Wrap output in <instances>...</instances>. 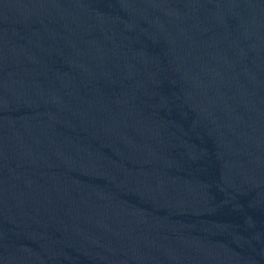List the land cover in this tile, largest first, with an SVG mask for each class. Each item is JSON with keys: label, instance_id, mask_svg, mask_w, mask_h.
<instances>
[{"label": "water", "instance_id": "1", "mask_svg": "<svg viewBox=\"0 0 264 264\" xmlns=\"http://www.w3.org/2000/svg\"><path fill=\"white\" fill-rule=\"evenodd\" d=\"M0 264H264V0H0Z\"/></svg>", "mask_w": 264, "mask_h": 264}]
</instances>
